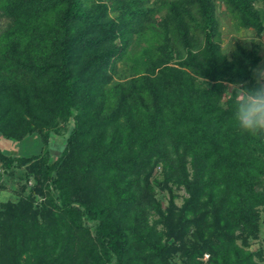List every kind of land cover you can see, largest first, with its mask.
<instances>
[{
	"label": "trees",
	"instance_id": "16d2710c",
	"mask_svg": "<svg viewBox=\"0 0 264 264\" xmlns=\"http://www.w3.org/2000/svg\"><path fill=\"white\" fill-rule=\"evenodd\" d=\"M104 1L0 0V141L42 146L0 149V264H261L264 134L232 116L264 0H225L229 49L220 0Z\"/></svg>",
	"mask_w": 264,
	"mask_h": 264
},
{
	"label": "rangeland",
	"instance_id": "374dc122",
	"mask_svg": "<svg viewBox=\"0 0 264 264\" xmlns=\"http://www.w3.org/2000/svg\"><path fill=\"white\" fill-rule=\"evenodd\" d=\"M106 1L107 0H105L104 2H106ZM150 1L151 2H155V0H150ZM107 3L109 5L111 4L110 1H107ZM226 7H227V5H226V1L225 0H220V2L217 3V8H218V10L220 12L221 18L223 19V20L221 19V21H223L222 22V28H221L222 39H223L222 45H223V47H227L228 46L230 48L231 47V43H230L231 39H234V38H243L244 39L245 38L247 40V38H250L251 35H250L249 32L242 31V32L238 33L235 30L234 25L231 23L230 16L227 15ZM8 25H9V20L0 15V33L4 29H6L8 27ZM262 39L264 40V36L262 37ZM160 44H162V43H160ZM160 44L156 43V45H160ZM120 68L123 70V72L121 74H126L127 72L131 73V71L128 70L127 67L125 65L121 64V63H120ZM122 78L123 77L117 75L115 79L119 80V79H122ZM233 87L234 86H229V92L232 91ZM61 141L62 142L64 141V137H62V136H60V139L59 138L58 139L57 138L56 139L53 138V142L51 143V149H50V151L52 150L51 151V154H52L51 163H54L55 161L58 160L59 153H60V155H62L61 151H63L65 144L63 145ZM58 142H60L59 143L60 145L57 144ZM53 145H58V147H60V148L63 147V148H62V150L59 151ZM18 147L19 148H17L16 145L13 144V142H10L8 140L3 139V140L0 141V149L3 150L6 153L11 152L14 155H17L18 153H20L21 150H24V151L27 152V153L24 152L25 155H35V154L37 155V154H40V152L42 151V146H40L36 136H33L30 139L23 141L21 147L20 146H18ZM32 147H33V149H32ZM167 158H168V161L174 160L173 156H170V159H169V157H167ZM160 174H161V170H158L156 175L159 176ZM29 185L32 186L33 184L30 182ZM18 188H19V186L17 184H14V183L11 182V187L10 188H6V189L2 190V192H1L2 196L10 197V195L13 193L12 191L15 192V190H17ZM175 189L173 188L172 190H166L165 191V196L167 197V200H165L164 202L167 203L171 199H174V203L176 205L180 206L182 204V202H183L182 199L184 197H187V194H186L184 188L180 187L177 190H175ZM173 196H177V198H175ZM263 238L264 237H261L257 241H255V243H253V246L251 247V251L252 252L259 251V249L262 248V246H263V243H262L263 242ZM208 258H209L208 256H205L204 257V261L207 260ZM255 261L259 262V259H257V257H256ZM261 264H264V262H262Z\"/></svg>",
	"mask_w": 264,
	"mask_h": 264
},
{
	"label": "clouds",
	"instance_id": "9594fccd",
	"mask_svg": "<svg viewBox=\"0 0 264 264\" xmlns=\"http://www.w3.org/2000/svg\"><path fill=\"white\" fill-rule=\"evenodd\" d=\"M256 87H234L232 119L238 129L250 135L264 134V68L254 71Z\"/></svg>",
	"mask_w": 264,
	"mask_h": 264
},
{
	"label": "crops",
	"instance_id": "0c3cea01",
	"mask_svg": "<svg viewBox=\"0 0 264 264\" xmlns=\"http://www.w3.org/2000/svg\"><path fill=\"white\" fill-rule=\"evenodd\" d=\"M59 148H60V147H58L57 149L60 150ZM32 149H33V147H32ZM23 151H24V150H23ZM24 152L27 153L26 151H24Z\"/></svg>",
	"mask_w": 264,
	"mask_h": 264
}]
</instances>
